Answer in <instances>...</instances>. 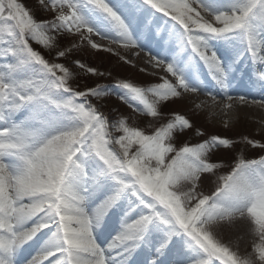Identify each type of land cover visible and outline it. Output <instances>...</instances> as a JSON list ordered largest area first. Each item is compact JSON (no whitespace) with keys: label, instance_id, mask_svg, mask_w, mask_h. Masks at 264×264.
<instances>
[{"label":"snow or ice","instance_id":"obj_1","mask_svg":"<svg viewBox=\"0 0 264 264\" xmlns=\"http://www.w3.org/2000/svg\"><path fill=\"white\" fill-rule=\"evenodd\" d=\"M235 105L264 110V0H0V264H264V117L188 115Z\"/></svg>","mask_w":264,"mask_h":264},{"label":"rangeland","instance_id":"obj_2","mask_svg":"<svg viewBox=\"0 0 264 264\" xmlns=\"http://www.w3.org/2000/svg\"><path fill=\"white\" fill-rule=\"evenodd\" d=\"M29 4L35 5V0H28ZM37 15H41V13L37 12ZM98 43H107L106 41H100L99 38H96ZM77 39V43H78ZM33 47L37 48V50H41L44 52V54L47 56L46 50L42 49V46H39L33 42ZM121 54H126L123 49H120ZM77 55H81L80 53H76ZM82 58L86 59L89 64L93 65H98L101 71H107L111 70L113 73V77L115 76H120V77H131L133 80H149L153 79V77L147 76V75H142L139 71L140 67H143V63L140 64L139 60L134 59V63L137 64V67L133 68L131 65H125L123 62L118 63V57L111 53H105L103 51L99 52H93L89 51L88 49L84 50V53L82 55ZM63 62V61H61ZM149 71H152L149 69ZM102 82L105 83H110L112 82V78H100ZM196 97H189V99L192 100V103L194 105H200L201 101H197L195 99ZM110 103H117L115 99H111L109 101ZM172 107L178 108L181 112H184L187 108V105L183 103H177L175 105H172ZM122 111H130L129 109L126 108V106L121 105ZM196 112H198V115L192 116V113L189 112L188 115L193 119V121L198 125L201 126L206 132L210 134H219L221 136L230 138V139H239L243 135H247L250 138H256L259 139L260 133L258 131L260 127V121L257 118H253V116H239L237 120H230L228 127L224 126V119L220 120H213L214 115L210 113L208 110V106H202V107H197L194 109ZM140 123L146 125V121L141 120ZM238 147H241V145H238ZM257 153L255 151H250L247 153L249 158H252L255 156ZM227 169H224L226 171ZM238 231L240 234L243 236V245L242 247H232L234 250H237V248H242L244 249L243 252H247L250 250V244L252 237L251 235L247 232V230L243 227L240 226L238 227ZM229 233L226 232L223 234L222 239L224 240L225 243H227L225 235ZM250 241V244L244 246V242ZM245 247V248H244ZM238 251V250H237ZM240 252V251H239ZM241 253V252H240ZM244 254V253H242Z\"/></svg>","mask_w":264,"mask_h":264},{"label":"bare ground","instance_id":"obj_3","mask_svg":"<svg viewBox=\"0 0 264 264\" xmlns=\"http://www.w3.org/2000/svg\"><path fill=\"white\" fill-rule=\"evenodd\" d=\"M140 64L143 63V60H139ZM240 94L239 90L235 93H233V95H238ZM197 99V101H205L206 100V97H204L203 95H201L199 98H195ZM208 110L210 111L211 114L214 115V119L215 121L217 120H220V119H224L225 117L223 116V113L220 112L218 109H212L210 107H208ZM230 115H232L234 118L232 120H237V118L239 116H253V118H257L259 121L262 119V117H264V110H259V109H253V108H249L247 106H243V105H235L234 106V111L232 113H230ZM243 235L240 234V232L238 231V228L236 229H233L232 231H230L229 233H227L225 235V238H226V241H227V244H229L231 247H242L243 245ZM245 243L247 245L250 244V241L248 240V242H244V246L247 247V245H245ZM245 248V247H244ZM248 248V247H247ZM238 251L242 253H245L243 252L244 249L242 248H237Z\"/></svg>","mask_w":264,"mask_h":264}]
</instances>
